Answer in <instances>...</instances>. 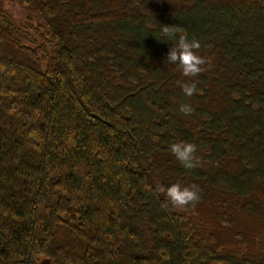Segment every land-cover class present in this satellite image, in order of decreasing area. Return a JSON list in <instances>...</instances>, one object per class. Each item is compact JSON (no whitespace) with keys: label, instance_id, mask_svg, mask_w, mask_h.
<instances>
[{"label":"trees","instance_id":"trees-1","mask_svg":"<svg viewBox=\"0 0 264 264\" xmlns=\"http://www.w3.org/2000/svg\"><path fill=\"white\" fill-rule=\"evenodd\" d=\"M0 264H264V0H0Z\"/></svg>","mask_w":264,"mask_h":264},{"label":"clouds","instance_id":"clouds-1","mask_svg":"<svg viewBox=\"0 0 264 264\" xmlns=\"http://www.w3.org/2000/svg\"><path fill=\"white\" fill-rule=\"evenodd\" d=\"M177 31L178 29L169 25H164L162 28V34L166 38L176 37ZM200 46L198 40H189L186 35L180 34L173 43V47L169 49L165 61L176 65L184 77H196L205 70L204 66L207 63L205 58L197 54ZM181 87L186 96L190 97L196 92L194 82H184ZM180 111L185 115H190L194 109L189 104H182ZM170 151L186 169H193L199 164V160L195 156L196 146L193 143H174L170 146ZM161 191L164 192L167 202L181 211L194 207L201 198L199 186L195 184L182 186L179 183H173Z\"/></svg>","mask_w":264,"mask_h":264},{"label":"rangeland","instance_id":"rangeland-1","mask_svg":"<svg viewBox=\"0 0 264 264\" xmlns=\"http://www.w3.org/2000/svg\"><path fill=\"white\" fill-rule=\"evenodd\" d=\"M9 7L12 8L13 10L18 11L17 8H14L15 5H14L11 1L9 2ZM18 12H19V11H18Z\"/></svg>","mask_w":264,"mask_h":264}]
</instances>
